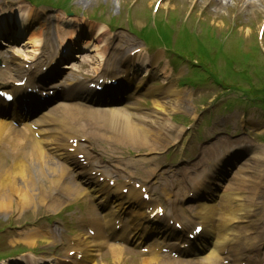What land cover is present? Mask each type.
Segmentation results:
<instances>
[{
	"label": "bare ground",
	"instance_id": "bare-ground-1",
	"mask_svg": "<svg viewBox=\"0 0 264 264\" xmlns=\"http://www.w3.org/2000/svg\"><path fill=\"white\" fill-rule=\"evenodd\" d=\"M21 22H23V20H21ZM73 26H75L74 24H69L68 25V29H72ZM9 30V29H8ZM21 30V29H19ZM21 32L23 33H27L28 29H22ZM10 35L12 37H16L19 38L22 36V34L20 33V31H15L14 29L11 30ZM31 43L33 46H37L38 42V38H33L31 39ZM146 62V59H143ZM128 96V95H127ZM155 109L153 111V113H148V114H141L140 115V119H146V118H151L153 116V118H164L165 117V111L166 109H168L169 104H164V106H162L159 103H155ZM68 113V112H67ZM16 117V115H15ZM15 117H11V118H15ZM73 120H77L76 117L73 118ZM97 121L96 123V127L93 130V126L94 123L93 121ZM74 122H71L70 125H72ZM144 123H150L151 128H152V123L151 120L144 121ZM66 125V124H65ZM104 126L105 129L102 132V129L99 128V126ZM89 128L91 129V134L94 136V138L98 139L99 142L102 143H107L108 145L112 142V141H123L126 142L127 137L129 135H124V137H113L111 138L110 135L108 136V132L110 131H114V132H118V134H122L125 132V130L127 129L128 131H132L133 133L136 134V139H135V147L139 146H144V142H138L139 138H140V134L142 132H147L149 131V126L146 124H140V123H136L135 121L132 120L131 116L128 114V112L126 111H117V112H113V110L108 109L107 111L105 110V112H95L93 118L88 122V126H87V131H89ZM9 129L7 122H3V124L0 125V138L4 137L6 135V130ZM151 134L155 133L154 131H150ZM19 138L21 141L23 140L22 137H17ZM117 142V143H119ZM138 142V143H137ZM6 146L7 147H3L0 150V162L6 161L3 159H6L8 156L11 159V168L9 170L3 169V176L4 179L2 181V185H0V209L6 208L7 210H10L12 208V204H13V199L9 196V190H18V187L20 186V183H11V181H15L17 179H22L24 178L25 182L28 183L26 184V188L23 189L21 188V191L18 194L19 199L17 200V202H20V205L23 206V204H32L35 201H37L40 205H48L51 208H56L58 207L61 202L57 199H53L50 197L51 201L48 199L49 197V190L47 191L46 188L43 187L42 190H40L39 192L36 190V187H40L38 180L41 179L42 177H44L45 179H48L49 175L51 174V176L55 177V178H59L58 180L54 181V184H59L67 193H69L70 195H72L75 198H81L83 197L85 194H88L86 191H88L91 186L89 184L86 185V187L82 188L81 186L78 185L77 187L74 186H65L62 183H60V179L63 176H68V167L66 165L63 164H58V165H54L53 162L50 160V158L48 157L47 153L45 150L43 149H39L40 150V155L38 156L36 153L34 152H30L29 153V157L30 160L32 162H34L35 164H38L40 167H38L39 171H35L33 169V165L32 163H27L26 164V158L28 156V151L27 153L24 155L25 157V162L24 159L22 157H20V152L22 151L21 145L19 141H12L7 139L6 142ZM114 145H111V147L113 148ZM112 151H115L114 149H111ZM156 148L153 150L155 151ZM33 172L31 178L33 179V182L37 183V185H35V183H30L28 181H30V173ZM58 181V182H57ZM57 182V183H55ZM53 184V185H54ZM92 184V183H91ZM117 188H114L111 192L110 195H106L109 197H111L114 193L117 192ZM51 191V190H50ZM101 194V193H100ZM130 194L132 196H137V198L140 197V192L137 190H133L132 192H130ZM48 195V197H47ZM51 196V194H50ZM106 196H103L102 199L107 198ZM95 197L98 199V196L95 194ZM120 198H126L125 196H120ZM236 199V197H235ZM47 200H49V203L47 202ZM237 200V199H236ZM123 202L121 203L122 206H126L125 200H122ZM16 203V201H15ZM45 203V204H43ZM139 204V203H138ZM202 210V209H201ZM212 212H214L213 210H211ZM245 220H247L246 222L248 224L251 225V221L247 219V217H245ZM136 221L133 223V227H132V236L135 238V240H138L139 242H142L143 240H141L142 238V224L138 223L140 222L139 220H133ZM244 220L240 217V213H238L237 211L231 210L230 209V213H228L222 223V226L224 227L219 233H218V237H216L213 241V246L211 248H208L207 251V256L206 259L207 260L205 263H202V261L200 262H195V264H217V260L215 258H213L215 253V248H217L220 244H223L226 239L230 236H234V237H240L242 234H244V230L240 229V226L242 224ZM237 222V224H235ZM239 222V223H238ZM245 223V221L243 222V224ZM253 234V233H252ZM251 233H247L246 232V243L242 246H246V249H251L254 245V242L256 240V238L253 237ZM25 236L32 242H34L36 240L37 237H35V233H26ZM80 242L82 245V248L84 250V248H92V251H98L100 248H102L105 244H107L104 239V237L102 239H100L98 237V239L96 241H91L88 238L81 236L80 238ZM255 250H257L256 247H254ZM112 251L114 253V256L117 257V264L121 263V255H122V251L123 248L119 247V246H113L112 247ZM87 260L89 263L93 262L92 258H88ZM144 264H164L162 263L160 260H157V258H153L152 260H145Z\"/></svg>",
	"mask_w": 264,
	"mask_h": 264
},
{
	"label": "rangeland",
	"instance_id": "rangeland-1",
	"mask_svg": "<svg viewBox=\"0 0 264 264\" xmlns=\"http://www.w3.org/2000/svg\"><path fill=\"white\" fill-rule=\"evenodd\" d=\"M73 1H74L73 3L75 4V8H77V7L80 8L81 7V10L82 11L85 10L84 14L85 15H89V16H92L93 15L91 13L93 10L98 11L100 8L103 7L104 10H105L104 17L107 16V15H109L110 17H116L115 19L118 20L120 24H121V20L122 19H121V16L119 18V10H121V14L120 15H124V13H125V11L123 10L122 6H121V9H119L117 7V5H115L112 2L114 0H73ZM126 1L130 2V4L136 3V2H134V0H126ZM141 1L139 0V2H141ZM153 1L154 0H145V3L144 4H145V6L147 5L146 6L147 9H150V7H148V6H150V2H153ZM141 7H143V6L141 5ZM135 10H133L134 13H136ZM258 17H260V15H254L252 17V19L257 20ZM258 21L260 22V20H258ZM256 22L257 21H254L251 24V26H250L249 29L248 28H243V30L240 29L238 31L237 35L234 36V40H232L231 42L232 43H237L240 39L243 42V37H244V38L247 39V42L249 44H251V42L254 40L255 30H256V28L258 26V23H256ZM237 23H239V17H238V20L236 21V24ZM122 24H124V25L127 26V22H126L125 18H123V23ZM237 26H238V24H237ZM237 26H235L234 28H237ZM229 40H227L226 42L227 43H230ZM130 41L137 42V40L135 38H131ZM138 161H141V160H138ZM140 259H142V258L139 257V258H135V259L125 260L122 264H142V263H140L141 262ZM107 264H109V263H107Z\"/></svg>",
	"mask_w": 264,
	"mask_h": 264
}]
</instances>
